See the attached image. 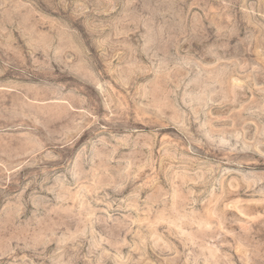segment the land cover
Segmentation results:
<instances>
[{"label":"rangeland","instance_id":"obj_1","mask_svg":"<svg viewBox=\"0 0 264 264\" xmlns=\"http://www.w3.org/2000/svg\"><path fill=\"white\" fill-rule=\"evenodd\" d=\"M0 264H264V0H0Z\"/></svg>","mask_w":264,"mask_h":264}]
</instances>
